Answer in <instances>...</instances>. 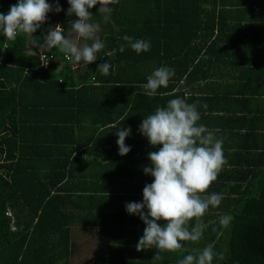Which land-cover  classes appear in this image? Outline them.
Wrapping results in <instances>:
<instances>
[{"label":"trees","instance_id":"obj_1","mask_svg":"<svg viewBox=\"0 0 264 264\" xmlns=\"http://www.w3.org/2000/svg\"><path fill=\"white\" fill-rule=\"evenodd\" d=\"M47 2L62 11L49 12L34 38L43 43L57 24L71 36L77 18L67 15L68 0ZM17 3L0 0V14ZM99 7L89 11L105 47L89 65L55 49L49 53L57 61L43 68L27 36L9 41L0 33V264H71L74 227L96 231L99 256L89 264H178L209 244L218 254L212 264H264V0H120L107 24ZM124 36L150 41V50L137 54ZM103 63L112 65L107 76L98 71ZM162 66L175 75L148 97L139 85ZM185 88L199 123L223 140L227 163L207 193L222 200L203 217L199 243L182 242L179 252L137 251L146 225L126 204L143 202L140 183L154 182L143 171L152 166L148 154L162 147L151 146L139 127ZM121 128H131L125 156L117 144ZM113 140L114 149L105 148ZM89 157L98 160L97 179L111 171L122 182L115 197H131L81 207L86 193L78 172L93 165ZM126 182L138 183L137 190ZM223 215L233 218L227 227L219 223Z\"/></svg>","mask_w":264,"mask_h":264},{"label":"clouds","instance_id":"obj_2","mask_svg":"<svg viewBox=\"0 0 264 264\" xmlns=\"http://www.w3.org/2000/svg\"><path fill=\"white\" fill-rule=\"evenodd\" d=\"M119 2L120 0H68L70 7L67 15H75L77 18L70 24L75 36L66 37L62 26L57 24L48 29L43 43H40V39L34 38L33 34L46 22L49 12L62 11L59 3L50 5L47 0H18L7 14H0V33L9 41H16L21 34L27 36L30 45L38 48L44 59L48 58L44 53L56 49L73 64L83 62L84 65H89L96 61L97 54L105 47L98 36L101 24L93 19L89 10L100 5L99 17L107 24L111 22V6ZM123 40L137 54L147 52L151 47L150 41L143 39L124 36ZM81 41L84 43L81 44ZM88 41L92 43L89 44ZM119 51L124 52L125 46L121 45ZM106 55L112 56L114 51L107 52ZM111 67L110 63H103L99 65L98 71L107 76ZM24 73L28 74L27 71ZM174 75L173 69L159 67L139 87L146 96L155 97L159 89L168 87ZM159 94L175 95L172 92ZM190 95L191 92L185 88L183 97L176 96L166 106L157 107L154 113L143 119L139 127L151 146L162 147L148 154L152 166L145 167L143 171L154 177V182L145 185L143 202L126 204V211L130 215H138L146 225L144 234L136 245L137 251L156 248L159 251L179 252L184 247L182 242L199 243L207 228L203 217L210 207L216 208L221 203V195L207 193L227 163L223 140L216 137L218 130H209L199 123L201 115L198 105L186 101V97ZM203 107L206 109L207 105ZM112 127L116 129L118 126ZM130 133L131 128H121L116 132L121 156L127 155L131 150L125 145V139ZM232 219L230 215H223L219 223L227 227ZM160 221L165 222L164 227H161ZM217 256L214 246L209 244L202 250H194L184 256L178 264H212ZM160 258L157 253L155 259Z\"/></svg>","mask_w":264,"mask_h":264},{"label":"crops","instance_id":"obj_3","mask_svg":"<svg viewBox=\"0 0 264 264\" xmlns=\"http://www.w3.org/2000/svg\"><path fill=\"white\" fill-rule=\"evenodd\" d=\"M31 49V46H30V41L28 42V51L29 52H32L30 51ZM114 140L110 143V144H106L105 145V148L107 149H114L115 147V144L116 143H113ZM95 158H98V156H94ZM89 159L92 160V158L89 157ZM99 159V158H98ZM94 161L93 165H84L80 171L78 173H81L83 175V178H82V183H81V186H80V190L81 191H85L86 194H82L84 195V199H82L81 201H79L80 203V206L81 207H86L88 204H91L93 203V201L97 198H101V200L103 198H105V200L107 201H110V200H114L115 202H118L120 201L121 198L123 199H127L128 197H131V194L130 193H124L125 195L124 196H120L121 198L119 199L118 197H115L117 194H119L118 190H117V187H118V183H122V182H118V180H116L115 178V175L112 174L111 171H107L105 172L104 174L102 173L101 176L103 177H98L97 179V174L100 170H98V160H92ZM91 162V161H90ZM100 169V168H99ZM110 170H115V169H110ZM123 169H121V167H119L117 169V171H121ZM116 172V175H119L117 174L118 172ZM114 172V173H115ZM99 176V175H98ZM101 178V179H100ZM140 183V182H139ZM124 184V185H123ZM121 184L122 186H132V182H126V183H123ZM141 186L145 187L146 183L145 184H142L140 183ZM137 184H134V189L137 190L136 188L138 187ZM75 195H78L77 192L75 193ZM89 197V198H87ZM110 198V199H109ZM122 200V199H121ZM144 228V227H143ZM90 233V239H94V241H96V246H98V237H97V234H96V231L94 228L92 227H86V228H80V227H74L72 229V241L75 240L78 241L80 240L82 237H86V234L87 233ZM82 238V239H84ZM84 241H90L89 239H86ZM74 245L76 246L75 247V250H77V244L73 241ZM103 247V246H102ZM97 252L99 253V247H98V250ZM77 256L78 257H82L83 256V252L81 251H77ZM75 254V251L71 257V264H72V258ZM84 258V257H83ZM92 262V261H91ZM90 263V262H89ZM88 263V264H89ZM84 264H86V261H84Z\"/></svg>","mask_w":264,"mask_h":264},{"label":"rangeland","instance_id":"obj_4","mask_svg":"<svg viewBox=\"0 0 264 264\" xmlns=\"http://www.w3.org/2000/svg\"><path fill=\"white\" fill-rule=\"evenodd\" d=\"M71 36L74 37L75 34L72 33ZM30 46H31L30 51H33L32 45ZM54 51L55 49H53L51 52ZM89 237H90V233L88 232L85 238L82 237L84 239L81 238L80 240L76 241L74 238L73 241L77 244L78 248L77 250H75V254L72 258V264H84V261H86V264H88L89 262L94 261L99 256V253L97 252L98 246H96V241H94V239H90ZM86 239H89L90 241H84ZM77 251L80 252L82 251L83 256L78 257L76 253Z\"/></svg>","mask_w":264,"mask_h":264},{"label":"built area","instance_id":"obj_5","mask_svg":"<svg viewBox=\"0 0 264 264\" xmlns=\"http://www.w3.org/2000/svg\"><path fill=\"white\" fill-rule=\"evenodd\" d=\"M37 54H38V57H39L40 65H41L43 68H47V67L49 66V64H50V61H53V62H56V61H57L56 58H55V56H54L53 54L49 53V52L44 53L45 55L48 56L47 59H44V58H42V57L40 56L41 53H40V50H39V49L37 50ZM67 59H68V58H67ZM46 64H47V65H46Z\"/></svg>","mask_w":264,"mask_h":264}]
</instances>
